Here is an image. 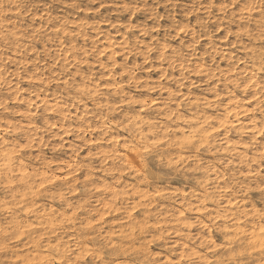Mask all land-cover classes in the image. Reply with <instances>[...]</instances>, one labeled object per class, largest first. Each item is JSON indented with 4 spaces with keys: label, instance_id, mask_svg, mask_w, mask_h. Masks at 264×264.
<instances>
[{
    "label": "rangeland",
    "instance_id": "374dc122",
    "mask_svg": "<svg viewBox=\"0 0 264 264\" xmlns=\"http://www.w3.org/2000/svg\"><path fill=\"white\" fill-rule=\"evenodd\" d=\"M262 42L264 0H0V264H264ZM131 137L208 151L158 186Z\"/></svg>",
    "mask_w": 264,
    "mask_h": 264
},
{
    "label": "snow or ice",
    "instance_id": "6c2138e0",
    "mask_svg": "<svg viewBox=\"0 0 264 264\" xmlns=\"http://www.w3.org/2000/svg\"><path fill=\"white\" fill-rule=\"evenodd\" d=\"M242 2H243V0H242ZM235 6L239 7V4H237ZM139 10L140 9L137 8V11H139ZM245 10H250V9L246 8ZM129 15H132L131 11L129 12ZM179 30H180V32L185 31L184 28H180ZM128 32L130 35H135L136 31H135L134 26H130L128 29ZM261 47L264 48V42L261 43ZM163 51L168 52L169 48L165 45V46H163ZM147 54H148V56H152L153 54H155V56H158L161 60H164V58H165L159 47L149 48L147 50ZM145 63H147V56L145 57ZM241 63H243V61H241ZM262 72H264V67H262ZM196 74L200 75L199 72ZM69 79H72V77L69 76ZM61 83L68 84V80H64ZM78 83H82L84 86L83 87H77L76 88L77 93H80L81 95H85V94L94 95L93 93H91V90L88 88V82L86 80H80V81H78ZM253 83H255V82L253 81ZM244 86H245L246 91L251 87V85H249L247 82H245ZM237 87H239V85H237ZM249 94L252 95V93H249ZM174 95H182V93H174ZM184 99L186 100L187 97H185ZM253 99L258 100L259 97L253 96ZM126 103H128L131 106L132 104H138L139 102L138 101H126ZM248 103H249V107H251L252 102L249 101ZM153 104H156L155 100H153ZM173 104H175V101H173ZM181 104L183 106V102H181ZM33 105H34L36 110L30 112L29 115L32 117H36L37 113H39L40 117H42L44 120H46L47 116L45 114L47 113L48 109L46 107L41 108L40 105H35L34 101H33ZM0 108L5 109V111L8 110L4 104H0ZM138 110L143 111V109H138ZM173 115H175V114H173ZM168 119L171 120L172 117L170 116V117H168ZM40 122H41L40 119H37L36 123H33L31 120H29V129L36 130L37 124H39ZM52 127H55V125H53ZM227 127L228 126L225 125L223 131H227ZM168 131H170V129ZM214 131H218V130L214 128ZM260 136H261V138H264V132H261ZM131 139L134 142L129 147V151L136 153V156L133 157V160H136L138 157L137 162L141 165L142 169L148 175H150L152 183L157 184L158 186H164L165 181L168 180L172 175L171 171H165V167L171 168V162L169 161L167 165L165 164L164 158H165V155H167V153L164 151H161L162 147H179L181 149L189 151V154H191L193 151L196 154H199L202 151H208V147L204 143L193 142L192 140H189V139H185L183 142L178 143V144L173 142V144L169 145L165 139L152 138L150 140L152 147H147L144 145H140L138 147L137 143L135 142V137H131ZM33 142H35V141H33ZM149 157L152 158L151 161L149 160ZM157 157H159L158 162H156ZM262 163H264V161H262ZM149 164H151V168L148 167ZM131 165H132V161H129L128 162L129 169L131 171H137V169L132 168ZM250 175L257 176L260 174L252 172V173H250ZM225 179H227V178H225ZM260 183L264 184V179H261ZM261 192H264V188L261 189ZM157 195L158 196L163 195V193L157 192ZM260 214L262 216H264V209L261 210ZM181 215H184V213L181 212ZM185 247H187V245H185ZM0 251H4V248L0 247ZM241 255H243V253H241ZM183 259L184 258L181 257V260H183ZM105 264H115V262L114 261H107V262H105ZM132 264H136V262L132 261ZM173 264H179V262H173ZM238 264H239V262H238Z\"/></svg>",
    "mask_w": 264,
    "mask_h": 264
},
{
    "label": "bare ground",
    "instance_id": "6f19581e",
    "mask_svg": "<svg viewBox=\"0 0 264 264\" xmlns=\"http://www.w3.org/2000/svg\"><path fill=\"white\" fill-rule=\"evenodd\" d=\"M137 137V136H136ZM128 151V150H127ZM128 153V152H127ZM135 153V152H134ZM133 155V154H132ZM126 156V155H125ZM136 156V155H135ZM127 157L129 158L130 157V159L128 160V161H132V166L133 167H136L137 169L138 168H141L142 169V167H141V165L137 162L138 160L136 159V160H133V158H131L132 156H130V155H128L127 154Z\"/></svg>",
    "mask_w": 264,
    "mask_h": 264
}]
</instances>
